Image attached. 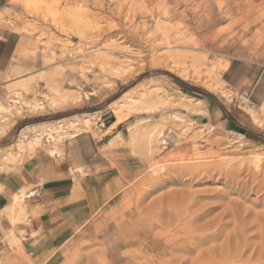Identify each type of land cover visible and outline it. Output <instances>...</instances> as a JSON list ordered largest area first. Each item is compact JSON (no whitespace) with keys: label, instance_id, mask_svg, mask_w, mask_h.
I'll return each mask as SVG.
<instances>
[{"label":"rangeland","instance_id":"rangeland-1","mask_svg":"<svg viewBox=\"0 0 264 264\" xmlns=\"http://www.w3.org/2000/svg\"><path fill=\"white\" fill-rule=\"evenodd\" d=\"M40 1L34 9L10 0L14 8L0 13L1 26L20 37L0 73V100L7 107L22 99L16 111L0 110V124H12L0 136V152L23 128L31 135L36 125L100 111L84 132L111 169L82 193L91 202L86 218L42 259L29 253L19 232L28 215L13 229L16 238L9 236L3 208L10 194L1 191L0 264H264V114L258 108L264 102L257 98L264 91V0ZM168 54L185 62L187 78L167 67ZM129 57L141 69L123 81L111 69ZM150 77L169 93L186 89L175 78L198 88L226 105L250 134L239 138L190 108L165 105L169 97L152 88L150 96L140 93L145 103L123 106L119 118L110 104ZM211 80L219 89L206 86ZM59 92L79 98L53 107ZM191 95L204 109L201 96ZM150 104L158 108L147 109ZM247 107L260 114L261 125ZM174 111L186 118L171 117ZM154 128L166 143L150 145ZM44 143L46 136L31 150H46ZM19 155L11 166L33 154ZM13 171L1 172L0 183ZM212 220L214 228H200Z\"/></svg>","mask_w":264,"mask_h":264},{"label":"crops","instance_id":"crops-1","mask_svg":"<svg viewBox=\"0 0 264 264\" xmlns=\"http://www.w3.org/2000/svg\"><path fill=\"white\" fill-rule=\"evenodd\" d=\"M12 8L14 6L10 0H0L1 14ZM1 25L2 23H0V73H5L4 68L20 37L16 32ZM147 79L152 80L151 77ZM152 82L160 84L169 93V88L164 83L155 81L154 78ZM191 94L201 96L199 99L206 110L204 114L196 112L201 115V120L207 124L223 125L225 130L230 132L250 134L247 129L236 123L241 124L240 118L234 116L226 105L222 107L212 97L180 87H177L175 93H171L177 99L183 95L191 96L193 99ZM242 98L247 100L245 97ZM257 98L264 102L263 90L258 93ZM111 119V116L105 118L106 123ZM84 131L88 130H81L63 141L44 143L47 151L40 149L24 152L22 156L33 155L25 158L21 165L14 166L15 168L10 165V169L14 171L8 173L0 183V192L6 190L10 194V199L3 208L7 214L8 210L5 207L11 202L14 192L17 193L22 188L34 192L26 201L28 223L21 225L19 232L24 236L23 243L29 253L37 258L42 259L56 249L76 225L86 218L91 202L90 199L86 200L82 193L95 186L106 171L111 169L107 159L100 153L96 139ZM111 142H108L107 148ZM50 150H54L55 153ZM2 221L8 222L9 218L3 217ZM16 225H12L8 231L13 230Z\"/></svg>","mask_w":264,"mask_h":264},{"label":"bare ground","instance_id":"bare-ground-1","mask_svg":"<svg viewBox=\"0 0 264 264\" xmlns=\"http://www.w3.org/2000/svg\"><path fill=\"white\" fill-rule=\"evenodd\" d=\"M24 1H25L26 5L28 7H33L34 9H38L40 7V4H39V2H41L40 0H24ZM54 13H56V11ZM127 52H130V51H127ZM156 57L157 58L159 57L158 59H161V56H156ZM166 58H167V61H168V63H167V61H166V63H167V65H169L167 67L172 68L173 71L176 69L183 78H187L188 77L189 71L187 70L188 68L184 65L185 62L184 63L180 62V59H178V57L176 55H173V54H168ZM161 63L162 62H159L158 64H161ZM158 64H156V65H158ZM137 68L135 67L132 59L129 57L125 61H123V63L119 67H117L115 69L112 68L111 70L113 71V73L116 74V76L120 77V79H122L123 81H127L129 78H131L134 75V72H137V71H139L141 69V68H138V69ZM200 69H201V67H200ZM194 71L198 75V73H197L198 72V69H197V71H196V69H194ZM210 71H211V69H210ZM212 71H213V69H212ZM139 72H137V73H139ZM208 80H209V78H208ZM206 86L209 89H212V90H213V88L214 89H217V88L219 89V87L216 84V82H213L212 80H211V82L209 81ZM148 88H152V90L154 89V90H156L160 94L162 93V94L167 95V97H169V99H168V101H165L164 100L165 101V103H164L165 105L166 104H168L170 106H177V105L179 106V105H181V106H184L185 108H190L192 111L197 112L199 114H202V113L206 112V110H204L202 107H200V102L198 100L197 101H194L192 99V97L191 96H188V95H183L181 98L177 99L173 95H171V93L169 94L160 84L153 83L152 80L151 81H148V82L140 83L139 85H137V86L129 89L120 98H118L116 101H113L110 104V107L118 115V117H119V111H120V109L123 106L124 107L125 106L128 107L130 110H134L137 107V106H135L137 103L139 104V102H141L143 104V103L146 102V100H144L142 97H140V93L143 95V93ZM153 92L155 93V91H153ZM220 92H221V94L223 96L229 97L228 96V93L226 91H224L223 89H221ZM148 94H146L145 96H147V95L150 96V93H148ZM78 98H79V94H75V93L73 94V92L71 94H69V93L68 94H63V92H62V95L59 92V95L57 97H55V98L53 97V99L50 101V105H52L53 107H58V106H61L63 104L65 105L66 103H68L69 99H71L72 101L75 102ZM19 99H21V98L20 97H17L16 99H14L15 102L7 101V104H8L7 107H5L1 103V100H0V110H2V111L3 110H5V111L6 110H8V111H11V110L12 111H16L15 104L14 103H17V104H20V105L22 104V103H20L21 101H19ZM157 103H158V101H157ZM27 105H30V104H27ZM32 105H33L32 106V109L37 110V109L42 108L41 105H43V104H35V105L32 104ZM141 106H143V105H141ZM29 108L31 109V107H29ZM138 108H140V107H138ZM146 108H145V110H146ZM157 108H158L157 105L150 104L147 109H149V110H156ZM259 111H260V113L264 114V104L260 106ZM247 112L249 113V115L252 118V121L253 122L261 125L260 114L256 111V109L248 108L247 109ZM99 113H100V111H96V112H86L83 115H75L74 117L69 118L66 122H62L60 120L57 123L47 122V123L39 124V125H36V126H34V127L31 128L32 129L31 135H30L29 130L27 131L25 128H23L20 131L19 136L15 140V142L12 145H10V147L8 149L0 152V171H7V170H9L11 163L14 162L16 160V158H18L17 156L19 154H23L24 152H28V151H33L31 149L35 145H37L38 143L40 144L41 139L44 136L47 137L48 142L53 143V142H57V141H61V140L63 141V139H65L66 137L72 136V135H74L75 133H77V132H79L81 130H89V129H92L93 124H95L94 122H96L97 121L96 119H98V117H99ZM170 115H171V117L178 118V119H184V118H186V116L182 115L178 111H174ZM6 117H8V116H6ZM147 120H148V118H141V119L138 120V122L141 123V122L147 121ZM7 122H5L4 124H0V136L5 135L6 132L10 129V127H11L12 124H9ZM129 128H130V126H129ZM210 128H213V127L210 126ZM128 131H130V130H128ZM118 133L116 132L109 139V142H111L113 140V138H115V136H118ZM161 134H162V131L161 130H158L156 128L152 129L147 134V138H148V140L150 142V145L153 144V143H159V142L166 143L165 138ZM237 136L239 138H241V137H243V134L242 133H238ZM129 137H130V144H131V143H133V140H135L136 137H135V135H131ZM242 143L243 144H246L243 141H242ZM106 146H109V143H107ZM151 151H153V150L151 149L150 152ZM51 152L53 153L54 150H52ZM256 158H258V157H256ZM253 161H255V160H253ZM0 189H1V185H0ZM27 189L28 188H26V189L25 188H22V189H20L19 192H17V193L14 192V194L12 196V199H11V202L9 203V205L7 207H5L8 210V216H9V218L11 220V224L13 226L16 225L19 221L25 220L26 216L28 215V212H27V209H26V201L34 194V192H32V191L31 192H28L30 190L28 189V191H27ZM191 215H192V213H191ZM193 215H195L196 218L198 217V215H196V214H193ZM213 224H216V221L215 220H212V221H209V222L205 223L204 225L200 226V228H214L213 227ZM259 224H261V223H259ZM221 227H222V225L220 224L218 226V228H221ZM9 236L11 238H16L15 237L14 230H11L10 231ZM212 239H214V238H212Z\"/></svg>","mask_w":264,"mask_h":264},{"label":"trees","instance_id":"trees-1","mask_svg":"<svg viewBox=\"0 0 264 264\" xmlns=\"http://www.w3.org/2000/svg\"><path fill=\"white\" fill-rule=\"evenodd\" d=\"M143 77V75L141 76ZM176 81L180 84V86L190 90V91H194V92H201L198 88L196 87H193V86H189L188 84H186L185 82H183L182 80L178 79V78H175ZM203 93V92H202Z\"/></svg>","mask_w":264,"mask_h":264},{"label":"built area","instance_id":"built-area-1","mask_svg":"<svg viewBox=\"0 0 264 264\" xmlns=\"http://www.w3.org/2000/svg\"><path fill=\"white\" fill-rule=\"evenodd\" d=\"M101 125H103V123H101Z\"/></svg>","mask_w":264,"mask_h":264}]
</instances>
